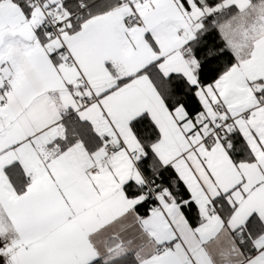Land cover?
Returning <instances> with one entry per match:
<instances>
[{"label": "snow or ice", "instance_id": "1", "mask_svg": "<svg viewBox=\"0 0 264 264\" xmlns=\"http://www.w3.org/2000/svg\"><path fill=\"white\" fill-rule=\"evenodd\" d=\"M0 264H264V0H0Z\"/></svg>", "mask_w": 264, "mask_h": 264}]
</instances>
